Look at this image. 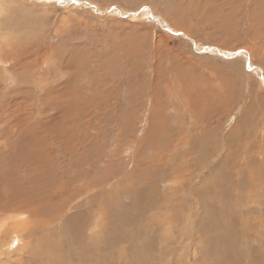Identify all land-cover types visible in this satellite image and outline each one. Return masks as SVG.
I'll return each mask as SVG.
<instances>
[{
    "label": "rangeland",
    "instance_id": "374dc122",
    "mask_svg": "<svg viewBox=\"0 0 264 264\" xmlns=\"http://www.w3.org/2000/svg\"><path fill=\"white\" fill-rule=\"evenodd\" d=\"M6 263L264 264V0H0Z\"/></svg>",
    "mask_w": 264,
    "mask_h": 264
},
{
    "label": "bare ground",
    "instance_id": "6f19581e",
    "mask_svg": "<svg viewBox=\"0 0 264 264\" xmlns=\"http://www.w3.org/2000/svg\"><path fill=\"white\" fill-rule=\"evenodd\" d=\"M261 88V87H260ZM179 143V142H178ZM14 237H15V235H14ZM16 237H17V235H16ZM13 238V237H12ZM20 238V237H19ZM11 239V238H10ZM17 240V239H16ZM19 241H20V239H18ZM10 241V240H9ZM28 241V240H27ZM11 242V241H10ZM28 242H26V244H27ZM6 246V245H5ZM7 247V246H6ZM10 247V246H9ZM37 251V250H36ZM24 258V257H23ZM19 261H21V260H19ZM24 261V260H23ZM6 264H9V263H6Z\"/></svg>",
    "mask_w": 264,
    "mask_h": 264
}]
</instances>
